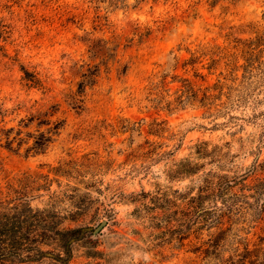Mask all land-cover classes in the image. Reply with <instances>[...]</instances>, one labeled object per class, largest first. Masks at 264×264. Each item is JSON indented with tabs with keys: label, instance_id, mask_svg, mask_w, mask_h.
Segmentation results:
<instances>
[{
	"label": "rangeland",
	"instance_id": "1",
	"mask_svg": "<svg viewBox=\"0 0 264 264\" xmlns=\"http://www.w3.org/2000/svg\"><path fill=\"white\" fill-rule=\"evenodd\" d=\"M263 35L264 0H0V197L81 195L71 264H264ZM209 173L235 186L192 210Z\"/></svg>",
	"mask_w": 264,
	"mask_h": 264
},
{
	"label": "trees",
	"instance_id": "2",
	"mask_svg": "<svg viewBox=\"0 0 264 264\" xmlns=\"http://www.w3.org/2000/svg\"><path fill=\"white\" fill-rule=\"evenodd\" d=\"M263 44L264 35L259 38L258 42L252 41L246 44L244 55L247 61L246 72H251L264 63L261 61L262 50H258L259 55L255 53L256 48ZM257 62L259 66H255ZM85 76L86 81L79 84V89L75 94L78 96L77 105L74 103L75 107H81L78 102L83 101L81 97L87 84L92 81L94 72L90 71ZM208 98L205 94L204 99ZM35 177L29 175L19 179V187L11 186L14 196L10 193L5 198L0 197V264H35L45 258L53 260L54 264H71L74 244L86 238L89 233H92V229L89 226L81 228L65 226L66 219L72 218L64 214L62 206L67 199L75 203L81 195L55 191L50 193L49 200L44 207H34L31 202L33 195L30 193L41 189L48 191L51 189L49 184H39L35 187L41 178L40 176ZM234 183L236 181L229 179L226 175L207 174L204 179L200 180L199 193L190 200V208L193 210L199 205L200 207L205 206L206 203L217 202L220 199L228 201L227 197L230 196L235 186ZM29 188L30 191H28ZM257 188L256 193L264 196V180L259 182ZM262 207L264 209L263 205ZM91 257L100 256L96 253Z\"/></svg>",
	"mask_w": 264,
	"mask_h": 264
},
{
	"label": "water",
	"instance_id": "3",
	"mask_svg": "<svg viewBox=\"0 0 264 264\" xmlns=\"http://www.w3.org/2000/svg\"><path fill=\"white\" fill-rule=\"evenodd\" d=\"M108 220L104 219L95 229H94V233L98 234L100 233V231L107 225Z\"/></svg>",
	"mask_w": 264,
	"mask_h": 264
}]
</instances>
